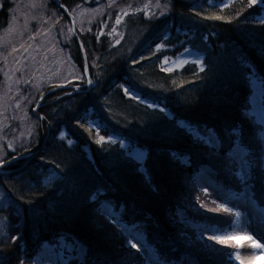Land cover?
Instances as JSON below:
<instances>
[{
    "label": "trees",
    "instance_id": "obj_1",
    "mask_svg": "<svg viewBox=\"0 0 264 264\" xmlns=\"http://www.w3.org/2000/svg\"><path fill=\"white\" fill-rule=\"evenodd\" d=\"M12 4L0 0V34L8 26ZM62 4L74 17L93 85L88 92L59 88L47 94L37 110L50 124L43 150L0 171V191L5 194L0 218L7 217L0 229V264L21 260L136 264V250L125 243L129 232L143 235L142 243L173 249L169 256L174 264H235L229 260L235 239L227 245L208 239L230 228L235 215L210 212L196 197L212 208L215 194L227 204L244 194L235 184L232 190L221 187L220 178L207 166L206 147L194 144L193 135L197 130L204 133L205 127L214 129L223 153L235 138L231 129L238 127L245 143L258 151V131L251 121L259 120L252 114L250 121L245 108L252 109L253 80L262 84L264 105L260 79L264 24L258 23L264 20L260 18L264 4L249 6L248 0H159V7L157 0H95L88 5L62 0ZM80 6L93 14L82 23L77 18ZM43 13L58 14V45L82 80L52 84L40 96L72 84L86 90L83 54L69 16L56 0H48ZM185 49L201 55L202 65L165 67L164 62ZM253 68L257 76L249 80ZM39 98L31 105V126L23 134L18 133L17 119L5 126L2 144L13 142L16 149L7 151L3 160L42 143L46 122L33 113ZM101 136L105 139L97 143ZM121 141L129 149H144L145 162L133 158ZM189 156L191 164L177 158ZM205 187L207 196L202 192ZM98 189L103 195L94 202L91 194ZM8 198L11 203L5 207ZM257 200L255 206L264 213V197L257 193ZM99 201L106 204L103 214L96 211ZM114 218L123 222V233ZM14 235L16 240L11 239ZM60 236L69 243L80 241L86 251L80 256L73 252V259L67 260V249L62 257L58 247Z\"/></svg>",
    "mask_w": 264,
    "mask_h": 264
},
{
    "label": "rangeland",
    "instance_id": "obj_2",
    "mask_svg": "<svg viewBox=\"0 0 264 264\" xmlns=\"http://www.w3.org/2000/svg\"><path fill=\"white\" fill-rule=\"evenodd\" d=\"M47 1L12 0L8 26L0 34V74L2 79L0 85V159L2 160L7 151L16 149L13 142L9 143L12 147H5L2 144L3 130L11 119L18 120V133L23 134L26 128L31 126V105L47 86L82 80L68 53L58 45L56 29L58 14L43 13ZM107 3L105 2L106 5ZM90 14L91 12L84 6L77 9V18L81 23L90 19ZM260 18L264 19V11ZM196 60L201 61L199 64L201 66L203 57L189 50L164 63L166 68L175 69L181 68L187 63H195ZM252 88L251 113L259 121H264L262 84L253 80ZM121 146L127 149L135 159L143 152L141 163L145 162L147 152L144 149L139 147L129 149L125 141ZM24 147L25 145L22 146V148ZM234 198L230 199L232 201L228 206L236 207L241 212V216L234 217L230 228L214 234H234L230 238L236 240L242 253L253 251L260 253L251 264H264V249H253L250 239L251 237L264 243V213L259 211L246 196ZM213 200H217L218 203L222 201L219 194H215ZM233 262L239 264L234 259Z\"/></svg>",
    "mask_w": 264,
    "mask_h": 264
},
{
    "label": "snow or ice",
    "instance_id": "obj_3",
    "mask_svg": "<svg viewBox=\"0 0 264 264\" xmlns=\"http://www.w3.org/2000/svg\"><path fill=\"white\" fill-rule=\"evenodd\" d=\"M249 6L255 5L258 2L260 4H264V0H248ZM157 6L159 7V0H157ZM225 5H221L224 7ZM148 5H145L147 8ZM147 14V13H146ZM240 13L237 12V15ZM218 19H224L223 17H217ZM117 23L120 22V17H117ZM258 23L264 24V20L258 21ZM111 35V33H109ZM156 47L159 49L161 47L160 44H157ZM188 49H185V52H188ZM165 59H167L165 57ZM186 62V61H185ZM135 63V61H133ZM196 64H201L200 60L195 61ZM167 70V69H166ZM256 71L253 68V71L248 74L249 80L256 77ZM264 79V78H260ZM88 83H92L91 80ZM123 87V86H122ZM128 92L127 89H125ZM129 94H131L129 92ZM19 103V101H17ZM153 107H157V105H151ZM161 111H166V109L161 108ZM245 116L249 117L251 121L252 113L250 109L245 108ZM254 127H257L258 135L256 136L258 143V151L253 149L249 144L245 143L242 131L238 127H233L231 129V134L234 135V140L231 143V146L221 153L220 149L223 146V142L221 141L219 135L215 132L214 129L205 127L204 133H200L197 130V133L193 135L194 144H203L207 152L205 155L207 156V166L210 167L211 171L220 178L219 183L221 187L232 190L233 184L239 186V191L242 192L254 205H258L257 193L260 194L261 197H264V121H251ZM183 123V122H181ZM63 135V133H61ZM105 137L101 136L97 143L103 141ZM109 141L112 140V137H107ZM122 145L124 141L120 142ZM12 147L11 144L8 145ZM143 152H141L136 159L140 162L143 160ZM177 154H173L176 157ZM181 159V162H187L191 164V158L189 157H177ZM5 161L0 159V165L4 164ZM202 192L207 196L208 188L205 187L202 189ZM103 195V189H98L97 191L91 194V199L96 202L98 198ZM5 199V194L0 191V200ZM21 200L24 199L23 196L20 197ZM199 201L200 206L202 208L208 209V211L213 213H229L234 214L236 217L241 216V212L236 207H229L227 203H218L217 200H212V203L215 204V207L208 208V205L204 203L203 200H200L199 196L196 197ZM11 203L10 198L7 199L4 206L7 207L8 204ZM106 209V204L104 201H99V207H97L96 211L100 213H104ZM7 217L0 218V229L4 228V221ZM113 223L117 224L121 232L125 231V226L123 222L114 218ZM234 235L231 233H226L224 235L213 234L208 236L209 240H213L218 242L221 245H227L230 243V237ZM127 239L125 243L130 246L131 249H135L139 260L136 264H174L173 260L169 256V252H172L173 249L170 247L167 250H164L162 243L148 244L147 242H141L145 240V237L141 235L139 238L134 233H127ZM12 240H16L17 236H11ZM58 247L61 249V255L63 257V250L67 249V260H72V253L75 252L77 256L82 255L86 249L80 243V241L76 240L72 243H69L65 240L63 236L59 238ZM251 246L253 249H264V243L251 238ZM236 250L229 255V260L238 261L239 264H251L252 261L257 259L260 255L259 252L253 251L251 253H242L239 245H234ZM20 264H23V260L20 261ZM67 264V261L64 262Z\"/></svg>",
    "mask_w": 264,
    "mask_h": 264
},
{
    "label": "water",
    "instance_id": "obj_4",
    "mask_svg": "<svg viewBox=\"0 0 264 264\" xmlns=\"http://www.w3.org/2000/svg\"><path fill=\"white\" fill-rule=\"evenodd\" d=\"M82 1H84L85 4H89L90 2H92L94 0H82ZM56 4L59 5L61 7V9L64 10L67 13V15L69 16L70 21H71L72 32H73L74 36L76 37V39L78 40V42L80 43L82 54H83V59H84V69L83 70H84V75H85V78H86V81H87V89L85 90V89H82V88H78L76 86H61V87L52 88L49 91H47L45 94H43L41 96V98L39 99V102L37 103V105L35 106V108L33 110V113L35 115H37L40 119H42V120H44L46 122V126H47L46 136L44 137L42 143L40 144V146L36 150H34V151L30 152V153H27V154H23L21 156H16V157L6 161L4 164L0 165V169H2L3 167L9 165L11 162H13L15 160H18V159L35 158L42 151V149L44 148V146L46 144V141L48 139L49 133H50V124H49V122L46 120V118L44 116L37 114V110L40 107L42 101L44 100V98L46 97L47 94H49L50 92H52L54 90H57L59 88H74V90L77 91V92H83V91H87L88 92L92 88L93 83H88V81L91 80V79H90L87 55H86L85 49L83 47V44L81 42V39H80V37H79V35H78L77 31H76V25H75L74 17L70 13V11L62 4V0H56Z\"/></svg>",
    "mask_w": 264,
    "mask_h": 264
}]
</instances>
